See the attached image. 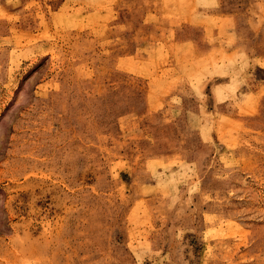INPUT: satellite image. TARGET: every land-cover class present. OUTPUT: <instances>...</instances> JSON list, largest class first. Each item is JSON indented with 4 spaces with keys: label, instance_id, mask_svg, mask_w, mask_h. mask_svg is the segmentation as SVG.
<instances>
[{
    "label": "rangeland",
    "instance_id": "obj_1",
    "mask_svg": "<svg viewBox=\"0 0 264 264\" xmlns=\"http://www.w3.org/2000/svg\"><path fill=\"white\" fill-rule=\"evenodd\" d=\"M0 264H264V0H0Z\"/></svg>",
    "mask_w": 264,
    "mask_h": 264
}]
</instances>
